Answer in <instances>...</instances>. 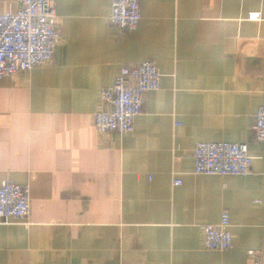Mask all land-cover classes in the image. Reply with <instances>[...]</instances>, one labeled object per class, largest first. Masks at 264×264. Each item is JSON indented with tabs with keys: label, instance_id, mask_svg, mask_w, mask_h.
Returning a JSON list of instances; mask_svg holds the SVG:
<instances>
[{
	"label": "crops",
	"instance_id": "obj_1",
	"mask_svg": "<svg viewBox=\"0 0 264 264\" xmlns=\"http://www.w3.org/2000/svg\"><path fill=\"white\" fill-rule=\"evenodd\" d=\"M111 3L56 0L52 61L0 79V185L30 190L26 220L0 219V264H264V0H141L131 32ZM143 61L160 90L132 133H98L101 92ZM199 142L247 144L248 175H194ZM224 211L232 245L207 250Z\"/></svg>",
	"mask_w": 264,
	"mask_h": 264
},
{
	"label": "built area",
	"instance_id": "obj_2",
	"mask_svg": "<svg viewBox=\"0 0 264 264\" xmlns=\"http://www.w3.org/2000/svg\"><path fill=\"white\" fill-rule=\"evenodd\" d=\"M20 8L0 13V79L29 72L52 61L60 42L55 15L56 0H17ZM141 0H112L108 23L121 31H135L141 19ZM248 20L257 21L259 13ZM161 88V74L150 61L122 66L111 87L101 92L103 111L93 114L92 125L100 134H130L144 109V95ZM255 141L264 142V106L257 109L252 126ZM196 176H246L252 158L245 143L199 142L193 152ZM181 181H173L174 186ZM30 211L28 186L8 181L0 185V219L24 221ZM226 211L214 225L202 227L203 244L210 251H227L232 245ZM249 256H254L252 251Z\"/></svg>",
	"mask_w": 264,
	"mask_h": 264
}]
</instances>
